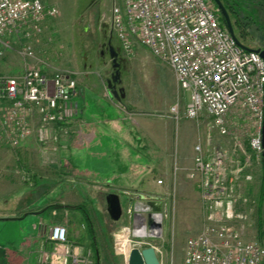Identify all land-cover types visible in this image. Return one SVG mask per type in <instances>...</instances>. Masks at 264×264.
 I'll list each match as a JSON object with an SVG mask.
<instances>
[{"label":"rangeland","instance_id":"1","mask_svg":"<svg viewBox=\"0 0 264 264\" xmlns=\"http://www.w3.org/2000/svg\"><path fill=\"white\" fill-rule=\"evenodd\" d=\"M43 2L46 5H54L57 13L40 25V32L23 40L5 36L1 38L8 40L10 48L2 51L3 46L0 43V76L17 77L20 80L28 68L35 66L46 73L55 70L71 73L79 83V91L100 93L105 99L101 102L106 106L105 110L112 111L117 121L119 117L123 120L119 125H126V121L133 130L138 128L140 145L147 139V130L154 134L153 139L151 135L149 137L152 139L150 147L154 150L155 167H150L148 178L139 182L138 191L129 194L131 193L132 199H136L138 194L151 195L167 207V213L162 211L161 236L145 240L158 248L157 255L161 264H182L186 239L197 235L202 227L203 214L198 188L189 173L194 145L198 141L202 145L206 142L208 123L213 125L210 131L213 147L224 152L227 158L236 157L241 160L243 169L252 177L250 181L240 184V190L252 200V207L248 209L249 215L245 222V238L258 240L264 246V182L262 183L261 165L263 155L254 157L249 152L247 142L253 128L248 118L241 115L230 119L226 135L218 132L212 120L197 123L194 119L186 118L184 107L187 99L182 93L177 97L176 82L170 66L141 45H134L131 53H125L115 35L111 33L110 10L116 5L122 13L123 0ZM221 2L228 12L237 38L251 48L262 46L264 0ZM110 35L111 45L119 53L118 85L125 93L124 98L120 100L112 95L108 86V81L112 83L111 75L114 69L109 54L103 49ZM22 41L32 47V57H26L21 52ZM82 48L85 50V57L82 56ZM177 100L179 118L175 119L170 108ZM87 101L90 106V100ZM7 102L0 101V116L2 108L8 105ZM113 103L114 110L111 105ZM68 105L64 122L69 117L70 108L76 107L71 102ZM126 116L130 118L124 119ZM67 124L66 122L60 128L58 124L48 128L49 140L44 144L39 142L35 131L38 127L37 118L31 115L27 116L31 133L16 144L11 142L13 135L0 129V223L3 227L6 226L0 229V247L8 246L5 237H8L10 229L6 228L13 223L16 230L20 227L19 222L31 223L32 233L37 234L36 236L45 234L42 246L51 243L50 228L60 224L69 230L71 239L79 243L84 242L95 251L96 258L99 253L100 264H126L125 253L117 251L115 237L121 229L127 227L130 229L128 239L133 240L131 245L140 241L132 236L135 224L133 211L122 194V216L117 222L112 221L103 205L107 193L103 197L105 188L96 182V179L79 183L80 188H84L81 189V195L77 191L70 192L69 187L77 183L66 174L67 169L71 168L70 160L73 159L71 155L68 156L70 153L67 146ZM52 135H55L56 139H53ZM234 143L237 147H233ZM139 158L141 162L147 161L145 153L141 152ZM63 159L66 160L65 163ZM53 178L63 182L60 192L65 193V196L61 195L62 193L56 194L57 183L52 181ZM158 179L162 180L161 184L157 183ZM74 205L82 211L81 214H77L76 210L66 209ZM63 215L67 221L65 224L58 223ZM81 215L85 218V223L81 221L82 227L80 224L72 225V220L81 218ZM18 216L24 217L11 220ZM146 216L148 217L147 213ZM139 232L137 228L133 234L144 236ZM47 253L40 248L35 264H45L43 258Z\"/></svg>","mask_w":264,"mask_h":264},{"label":"built area","instance_id":"2","mask_svg":"<svg viewBox=\"0 0 264 264\" xmlns=\"http://www.w3.org/2000/svg\"><path fill=\"white\" fill-rule=\"evenodd\" d=\"M56 13L57 8L43 0H0L2 51L10 48L2 37L30 38ZM110 15L111 32L125 53H131L133 46L139 44L170 66L177 97L180 93L188 95L186 118L212 120L218 132L226 135L230 119L243 115L253 128L247 142L249 152L254 157L262 155L264 60L258 52L237 44L220 22L212 0H123V12L113 5ZM21 52L26 57L33 56L32 47L23 41ZM76 93L75 77L63 71L46 73L35 66L28 68L20 80L0 76V101L8 100L2 108L0 129L13 135L11 142L16 144L31 133L27 125V116L31 115L37 118L35 131L44 144L49 140L47 129L65 121L68 104ZM170 112L179 118L178 100ZM212 127L211 123L206 125L208 140ZM51 137L56 139L55 135ZM243 168L241 160L227 158L218 148L205 150L200 143L194 145L189 174L198 188L202 227L197 235L186 239L182 264H264V246L258 240L245 238L252 200L240 190V184L252 177ZM146 213L135 211L132 236L140 238L135 242L141 246H153L157 253L158 248L145 240L161 236L162 229L151 231L154 228L149 225L151 221L162 223L163 212L147 213L148 217ZM135 227L144 236L134 235ZM126 228L116 235V242ZM67 233L60 224L50 228L53 248L45 254L44 262L97 264L93 251L73 244ZM132 241L129 240L130 245Z\"/></svg>","mask_w":264,"mask_h":264},{"label":"crops","instance_id":"3","mask_svg":"<svg viewBox=\"0 0 264 264\" xmlns=\"http://www.w3.org/2000/svg\"><path fill=\"white\" fill-rule=\"evenodd\" d=\"M138 45L139 44H135V46ZM78 84L77 82V93L71 100V103H73V105L75 104L76 107L75 109L70 108L69 117L66 121L68 123L67 134H69L67 146L69 147L68 151L70 154H68V156L71 155L73 158L70 160L71 168L67 169L66 174L77 183V185L69 187L71 188L70 192L77 191L81 195V189L84 190V188H80L79 183H88L96 179V182L100 183L104 186L103 188H105V191L102 192L103 197L106 193L110 192L117 194L119 197L123 194L122 196L129 204V200H135L131 198L132 195L130 194L138 191L139 182H143L148 178L150 167H155L156 160L154 150L150 147V141L152 143L154 134H150L149 130H147V139H144L145 142L140 145L138 142L140 137L138 128L137 130H133L126 121L125 124L127 123L129 126L127 124L119 125L118 123H121L123 120H120L121 117H119V121H117L112 111L105 110L106 106L101 103L102 99H105L100 96V93L96 92L92 94L89 91L83 93L79 91ZM183 95L187 99V93ZM87 100H90V106ZM111 105L114 110L115 104L113 103ZM125 118L130 117L126 116L124 119ZM201 121H206V119H201L196 122L199 123ZM63 124H58L59 128L63 126ZM144 132L143 130V135L145 134ZM150 135L152 137L151 140L149 137ZM205 141L203 145L199 141L195 144L200 143L205 150L213 147V139L208 140V138H206ZM141 152L146 154L147 161H140L139 157ZM193 158L194 152L191 160L192 166ZM63 161L65 163L66 160L63 159ZM52 181L57 183V189H55L57 191L56 194L59 195V193H62L61 195L65 196V193L60 192L63 182H60L56 178H53ZM129 192L131 193L129 194ZM153 199L157 198L153 197ZM103 205L106 210L105 198ZM130 208L133 211V217H135L134 213L136 210L133 207ZM66 209L76 210L77 214L82 213L75 205L69 206ZM121 216L122 212L120 217ZM23 217L24 216H18L11 220L22 219ZM65 217L66 216L63 215L58 220V223L65 224V221H67ZM80 217L81 218H76V222L72 220V225L80 224V227H82L81 225L85 223V218H83L82 215ZM18 226H20L18 230H16L14 223L6 228L10 229L8 237H5L6 241H8V246L5 245L4 247H0V264H35V260L39 256L38 253L40 248L47 252H50L53 248L51 241V243L48 242L42 246L41 243L45 240L44 237L46 236L45 234H38V236H36L37 234L32 233L31 223L19 222ZM5 227L6 226L3 227V224L0 223V229ZM67 232L68 239L73 244L83 248H89L84 242L79 243L77 240L71 239L69 230H67ZM96 260L97 264H100L101 258L99 253ZM44 263L50 264L49 262Z\"/></svg>","mask_w":264,"mask_h":264},{"label":"water","instance_id":"4","mask_svg":"<svg viewBox=\"0 0 264 264\" xmlns=\"http://www.w3.org/2000/svg\"><path fill=\"white\" fill-rule=\"evenodd\" d=\"M215 5L217 6L218 10L223 16L225 26L229 33L233 36V38L236 40L239 46L244 48L245 50H253L256 51L260 54V56L264 60V46L262 49H253L249 48L237 39V37L234 34V30L228 15L227 10L223 6L221 0H212ZM82 56L85 57V50L82 48ZM110 57L112 58L113 61V67L117 66V53L113 49L112 46H110ZM115 75L119 77V71L117 70ZM108 86L109 88L111 87V82L108 81ZM120 95L117 96L116 92L112 91V95L116 97L118 100L123 98L125 96L123 88H120ZM262 139L264 143V123L262 127ZM264 157V151L262 153ZM105 202H106V211L109 216V218L113 221H116L119 219L122 209H121V203H120V197L115 194V193H107L105 195ZM129 206L133 207L135 210L143 211V212H161L164 211V213H167V207L162 204V201L159 199H150L147 196L145 197L144 195H138L137 199L135 200H129ZM150 228L154 229H161V223L151 221L150 223ZM126 264H160L158 255L156 253V250L153 246H141L138 242L133 243L127 252L126 255Z\"/></svg>","mask_w":264,"mask_h":264},{"label":"flooded vegetation","instance_id":"5","mask_svg":"<svg viewBox=\"0 0 264 264\" xmlns=\"http://www.w3.org/2000/svg\"><path fill=\"white\" fill-rule=\"evenodd\" d=\"M218 14H219V16L222 18L223 16H222V14L220 13V11L218 10ZM112 33V32H111ZM111 35H110V37H109V39L107 40V42H106V46H104V51H106L108 54H109V57H110V46H112L111 45ZM264 46V43H263V45L262 46H259V47H263ZM113 47V46H112ZM115 51H116V53H117V59H116V61H117V66L116 67H113V61H112V58L110 57V59H111V62H112V67H113V69H114V71H113V73H112V75H111V80H112V83H111V87H110V89H111V91H115L116 92V94H117V96H119L120 95V88H122V87H120L118 84H119V82H120V76L119 77H117L116 75H115V73H116V71L118 70V68H119V62H118V57H119V53H118V50H116L115 48H113ZM119 71V70H118Z\"/></svg>","mask_w":264,"mask_h":264},{"label":"bare ground","instance_id":"6","mask_svg":"<svg viewBox=\"0 0 264 264\" xmlns=\"http://www.w3.org/2000/svg\"><path fill=\"white\" fill-rule=\"evenodd\" d=\"M229 32V31H228ZM230 34V33H229ZM235 34V33H234ZM231 35V34H230ZM232 36V35H231ZM236 36V35H235ZM233 37V36H232ZM237 37V36H236ZM238 39V38H237ZM239 40V39H238ZM241 43V42H240ZM238 44V43H237ZM244 45V44H243ZM241 47V46H240ZM260 49H262L263 47H259ZM253 49H258V48H253ZM134 229H137V227H135ZM151 231L153 230H159V229H150ZM129 234H130V229L126 228L123 233L121 235H119V237L117 238V244H116V248L117 251L119 252H124L125 254H127L130 243H129ZM144 234V233H142ZM146 234V232H145ZM139 236V235H138ZM140 239V238H139Z\"/></svg>","mask_w":264,"mask_h":264},{"label":"trees","instance_id":"7","mask_svg":"<svg viewBox=\"0 0 264 264\" xmlns=\"http://www.w3.org/2000/svg\"><path fill=\"white\" fill-rule=\"evenodd\" d=\"M220 22L222 23V24H225V22H224V19H223V17L222 18H220ZM240 41V40H239ZM241 42V41H240ZM242 44H244L243 42H241ZM245 45V44H244ZM245 46H247V45H245ZM247 47H249V46H247ZM249 48H251V47H249ZM261 165H262V183L264 182V157L262 156V159H261ZM262 191H263V189H262ZM260 193H262V192H260ZM263 194V193H262ZM261 194V195H262ZM257 214H258V220H260L261 219V215H260V210L258 209V212H257ZM258 225H259V227L261 226V221H259L258 222ZM93 251V250H92ZM93 254H94V258H95V261L97 262V258H96V252L95 251H93Z\"/></svg>","mask_w":264,"mask_h":264}]
</instances>
